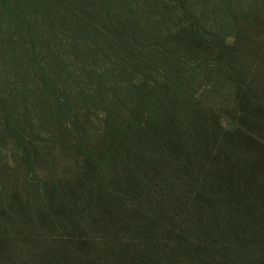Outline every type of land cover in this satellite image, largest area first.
Instances as JSON below:
<instances>
[{
	"label": "trees",
	"instance_id": "16d2710c",
	"mask_svg": "<svg viewBox=\"0 0 264 264\" xmlns=\"http://www.w3.org/2000/svg\"><path fill=\"white\" fill-rule=\"evenodd\" d=\"M27 1L36 4L30 9L43 2ZM238 1L53 3L58 14L66 11L64 5L68 3L84 2L87 10L88 5L102 3L105 13L98 8L96 14L105 19L110 37L117 38L115 44L130 62H136L131 65L144 78L137 84L135 76L130 95H123L122 100L131 96L128 116L119 112L108 117L105 144L94 157L87 158L85 172L73 182L47 188L33 203L34 215L41 224L49 222V218L54 221L56 216L65 218L69 228L82 227L84 233L91 226L100 236L101 242L89 240V235L77 241L74 261L264 264V138L253 135L260 130V110L246 109L250 101L242 98L238 106L244 116L238 129L222 134L218 119L207 118L194 104L181 98L186 91L179 87L185 88L189 82L185 70L200 68L223 77L227 76L225 71L240 75L235 63L236 48L227 42L232 38L228 34L238 28L233 6L240 5ZM0 7L14 23L23 25L33 41L32 23L11 10L15 5L0 0ZM112 8L114 23L109 13ZM69 18V27L75 26L78 35L98 31L90 17L73 12ZM44 24L53 33L55 19L46 18ZM159 64L173 81L167 87L158 86L152 79L147 82L151 69L161 68ZM188 66L192 69H186ZM40 73L44 88L58 97L59 92L50 89L46 72ZM58 100L69 109L68 102ZM159 103L164 107H158ZM248 124L255 126L256 132L244 131ZM260 132L264 136V130ZM27 206L26 200L1 199L0 256L7 252L11 235L7 229L23 232L27 227ZM24 240L35 252L36 246L27 236ZM87 247L93 248V253ZM42 254L40 251L35 255L39 264H74L69 263L73 258L68 253ZM77 262L83 264L81 260Z\"/></svg>",
	"mask_w": 264,
	"mask_h": 264
},
{
	"label": "rangeland",
	"instance_id": "374dc122",
	"mask_svg": "<svg viewBox=\"0 0 264 264\" xmlns=\"http://www.w3.org/2000/svg\"><path fill=\"white\" fill-rule=\"evenodd\" d=\"M55 1L43 0L38 2L40 7L30 9L36 5L33 1L9 0V5H15L11 10L32 23L33 41L23 25L14 23L0 7V204L1 199L9 198L28 201L24 213L28 225L23 232L7 229L11 235L0 264H39L35 255L40 251L47 256L68 253L73 258L69 263L81 260L85 264L82 258L74 261L78 248L74 244L86 239L84 235L101 242L100 236L91 226L84 233L82 227L69 228L65 218L56 216L41 224L33 203L47 188L73 182L85 172L87 158L94 157L105 144L108 117L119 112L128 116L131 96L122 100L123 95H130L136 77L137 84L144 80L115 44L117 38L110 37L105 19L96 14V9H104L102 3L88 5V10L84 2L68 3L66 11L58 14ZM237 4L233 6L238 28L228 34L232 38L227 42L236 48L240 75L225 71L223 77L200 68L185 70L189 82L184 84L186 89L178 85L186 91V96L180 97L207 118L218 119L222 134L238 129L244 116L238 101L245 98L250 101L246 109L260 110V130L258 133L248 124L244 131L253 130L257 133L253 135L264 138L260 134L264 130V0H239ZM73 12L90 17L98 31L78 35L75 26L68 25ZM109 13L114 23L113 8ZM46 18L55 19L54 34L46 29ZM160 66L151 69L147 82L152 79L167 87L173 81ZM41 70L47 74L50 89L59 92L58 97L44 88ZM58 98L68 102L69 109ZM158 107L164 106L159 103ZM24 236L36 246L35 252ZM87 248L93 253V248Z\"/></svg>",
	"mask_w": 264,
	"mask_h": 264
}]
</instances>
